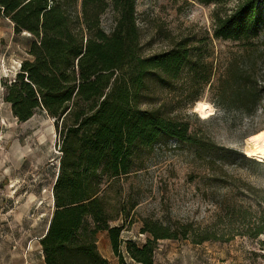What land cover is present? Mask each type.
<instances>
[{
	"label": "trees",
	"instance_id": "16d2710c",
	"mask_svg": "<svg viewBox=\"0 0 264 264\" xmlns=\"http://www.w3.org/2000/svg\"><path fill=\"white\" fill-rule=\"evenodd\" d=\"M191 1L222 8L212 16L213 38L240 44L241 58L249 61L264 37V0H237L229 10L223 7L230 0ZM106 12L113 21L109 32L101 24ZM0 18L12 23L15 35L25 32L31 37L29 59L20 63L11 81L1 82L2 100L19 123L43 111L59 138L53 212L39 240L42 264H109L97 247L101 232H106L119 264H126L124 253L135 264H154L163 240L192 237L196 245L230 241L233 223L225 225L227 232L216 233L150 218L140 220L139 233L146 235L141 246L121 238L136 222V204L124 198L121 179L133 172L136 151L168 141L192 150L210 173L211 187L223 184L243 190L252 200L251 207L218 203L217 220L223 215L240 217L244 231H236L237 235L256 238L263 234L264 192L240 178L229 181L225 166L239 161L264 175V164L198 136L188 121L166 117L160 109L142 108L154 76L168 87L183 73L195 87L210 84L211 65L201 49H194L191 39L144 56L136 0H0ZM244 60L236 58L228 66L236 70L232 80L238 74L245 78L234 94L241 104L256 106L260 87L250 81L252 68Z\"/></svg>",
	"mask_w": 264,
	"mask_h": 264
},
{
	"label": "rangeland",
	"instance_id": "374dc122",
	"mask_svg": "<svg viewBox=\"0 0 264 264\" xmlns=\"http://www.w3.org/2000/svg\"><path fill=\"white\" fill-rule=\"evenodd\" d=\"M236 1L230 0L223 9H231ZM220 9L191 0H136V21L144 56L164 52L176 41L189 38L212 68L210 84L202 88L193 86L187 73L169 87L159 83V76L152 77L142 108L160 109L166 117L188 121L198 136H207L244 159H251L246 154V144L264 128V37L259 39L249 61L242 59L240 44L212 36V16ZM101 24L106 32L111 30L110 12L101 17ZM30 39L25 32L15 35L12 23L0 18V264L42 263L38 241L53 212L52 189L61 157L53 121L43 111L19 123L2 100L1 82L11 81L20 63L29 59ZM236 58L251 65L250 81L260 87L256 106L251 102L241 104L234 94L245 79L238 74L232 80L236 70L228 66ZM196 102L209 104L211 114L201 117L194 111ZM255 159L264 164L263 160ZM225 171L229 181L232 177L240 178L264 192V175L254 167L237 161L225 166ZM209 175L190 148L177 146L173 141L136 151L133 172L121 179L124 198L136 204L133 210L136 222L121 237L141 246L146 238L139 233L142 218L173 226L188 223L216 233L227 232L225 225L233 223L230 227L234 236L228 242L196 245L191 242L192 237L160 241L154 264H264V232L256 238L237 235L236 231H244L240 217L223 215L218 220L215 217L217 204L222 201L251 207L252 200L243 190L223 184L211 187ZM97 247L109 264H119L107 236L98 234ZM123 256L126 264H135L125 253Z\"/></svg>",
	"mask_w": 264,
	"mask_h": 264
},
{
	"label": "bare ground",
	"instance_id": "6f19581e",
	"mask_svg": "<svg viewBox=\"0 0 264 264\" xmlns=\"http://www.w3.org/2000/svg\"><path fill=\"white\" fill-rule=\"evenodd\" d=\"M194 111L205 118L211 114L212 108L205 102H196ZM261 134H264V128L249 138L245 151L249 158L256 157L264 161V135ZM253 137H258V139H252Z\"/></svg>",
	"mask_w": 264,
	"mask_h": 264
},
{
	"label": "crops",
	"instance_id": "0c3cea01",
	"mask_svg": "<svg viewBox=\"0 0 264 264\" xmlns=\"http://www.w3.org/2000/svg\"><path fill=\"white\" fill-rule=\"evenodd\" d=\"M29 44H30V40L28 41V46L27 47H29ZM49 224V223H48ZM47 228H48V226H47ZM47 228H46V230H45V232L42 234V236L39 238V240L45 235V233H46V231H47ZM101 234H103V236L104 237H106L107 236V234H106V232H101ZM122 238V237H121ZM108 239V238H107ZM123 239V238H122ZM124 240V239H123ZM38 243H39V241H38ZM108 244H109V241H108ZM40 245V244H39ZM109 247H110V244H109ZM40 254H41V259H42V263H43V256H42V252H41V247H40ZM105 258V257H104ZM108 260V259H107ZM41 263V264H42Z\"/></svg>",
	"mask_w": 264,
	"mask_h": 264
},
{
	"label": "snow or ice",
	"instance_id": "6c2138e0",
	"mask_svg": "<svg viewBox=\"0 0 264 264\" xmlns=\"http://www.w3.org/2000/svg\"><path fill=\"white\" fill-rule=\"evenodd\" d=\"M261 135H264V134H261ZM252 139H258V137H253Z\"/></svg>",
	"mask_w": 264,
	"mask_h": 264
}]
</instances>
